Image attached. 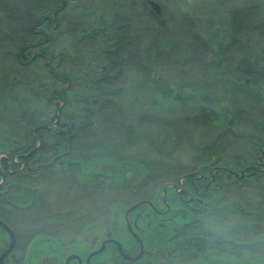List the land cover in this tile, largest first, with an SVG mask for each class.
Wrapping results in <instances>:
<instances>
[{"label": "trees", "instance_id": "trees-1", "mask_svg": "<svg viewBox=\"0 0 264 264\" xmlns=\"http://www.w3.org/2000/svg\"><path fill=\"white\" fill-rule=\"evenodd\" d=\"M15 1V10L0 8V173L10 190L33 192L30 204L22 206L50 208L55 231L71 240L99 226L102 235L96 238L120 242L131 257L129 240L138 243L117 222L115 210L143 203L150 217L139 228L138 215L135 230L145 248L142 256L129 261L110 246L96 256L111 253L102 264H242L245 257L249 264L264 263V254L251 251L264 238L258 236L264 233V52L253 63L236 51L255 37L264 41L263 10L253 5L231 10L228 41L191 32L183 51L187 58L180 61L208 78L225 77L237 101L227 99L229 106L222 107L207 92L191 95V101L176 96L171 100L189 105L186 118L173 122L142 113L131 124L135 107L123 109L118 102L127 72L151 82L156 71L175 63L170 52L158 46L142 50L130 20L114 25L116 16L108 22L97 14L96 24L86 26V14L80 13L67 23L76 0ZM140 3L156 22L146 1ZM63 34L70 52L60 46ZM159 91L165 98L172 94ZM196 128L212 137L188 148L187 163L176 165L172 157L182 149L179 142ZM92 161L97 169L89 173ZM169 176L174 184L182 179L187 189L177 208L170 198V209L158 215L147 205L153 200L149 191L155 194ZM52 204L74 209L64 213L57 207L58 212ZM123 229L126 238L117 235ZM154 229L167 236L148 238Z\"/></svg>", "mask_w": 264, "mask_h": 264}, {"label": "rangeland", "instance_id": "rangeland-1", "mask_svg": "<svg viewBox=\"0 0 264 264\" xmlns=\"http://www.w3.org/2000/svg\"><path fill=\"white\" fill-rule=\"evenodd\" d=\"M129 1H132L133 4H135V8H126V6H129V4H126L125 0H76L74 5L69 7L70 13L66 17V22L68 23L67 20L72 19L70 17L77 16L80 13L86 14V26H92L96 24L95 15L97 14H102V19L108 22L111 21V18L116 16V23L114 25L121 24L125 21L130 20V23H132V33L138 38L142 50L158 46L166 52H170V54L172 55L175 63L173 65H167L166 67H163L160 70L156 71L154 80L151 82H143L141 77H139L133 71L127 72L126 81L123 87V93L118 102L121 104V107L123 109L124 107H130L131 104L135 107V111H133L130 116L136 117L128 118L131 124H137V118L139 115H142V113L150 116H155L157 119L167 118L169 120H172L173 122L186 118L188 115L187 112H189V105H182L177 101L171 100V98L176 96H180V99L191 101V95L200 97L202 93L207 92L215 99L221 101L222 107L229 106L227 99H232L235 101L238 100L236 95L233 93V89L227 86L226 83L229 82L225 77L222 78L217 76L215 78H208L204 70L184 68L180 61L187 58V56L183 54V51L188 45V38L191 32H198L203 38L213 36L217 38L215 39V41H218L219 39L228 41L231 35V28L229 27V12L235 8L238 9L247 5H253L257 6L259 9H262L264 16V0H143L146 1V5L147 1H151L160 6L161 13L158 16V20L156 22L147 14V12H145V10H143L144 6L140 3V0ZM0 8L5 9L6 11H10L8 10V8L15 10L17 8V2L15 0H0ZM60 37V46L62 50H67L70 52L68 38L66 36L64 37V34L63 36L60 35ZM171 46H177V49L173 50L171 49ZM237 48L238 49L236 51L237 53H239L238 55H248V58L253 61V63H256L257 60L260 59L261 54L264 52V41L261 38L255 37L254 39H251L246 43V45L244 46V50L241 48V45H239ZM252 89L254 93H260V91H258L256 87H252ZM159 90H170L172 94L170 98H165L159 93ZM247 91L253 92L250 89ZM199 97L195 99L198 100ZM133 100H135V103H132ZM154 108L155 110H153ZM126 111L127 110H125V113ZM10 123L11 125H13L12 118H10ZM152 123L157 125L154 118ZM157 126H159L157 128H161L159 124ZM175 126L177 127V125ZM10 131L15 130L11 127ZM190 135L191 136L189 137V139L186 140L184 138L178 144V146H180L182 149H179V154L176 153V155L172 157L175 160L174 163L176 165H178L177 163L179 162L181 164L187 163L188 156L191 154L188 148L192 149V147H201L208 142V138L212 137L211 135H209V133L203 131L201 128H196L194 133L191 132ZM12 139L14 143V141L16 140L15 135H13ZM6 143L8 144L9 141H7ZM7 144L5 145L7 146ZM130 152L134 155L137 153L135 151L133 152L132 148L130 149ZM86 166L89 170V173L92 172V167H94V169H97L96 161H92ZM170 180L173 179L169 176L164 179V182L161 183L160 186L155 187V189L153 190L155 194L152 193V188H150L149 191L148 196H151L153 200H150L147 203H151L153 205V208L158 209L160 212H164L166 208L165 204L162 203L164 197L168 205V202L171 198V200L174 202V206L172 208H177V200L181 195L179 192H186L187 189L182 179H180L177 184H174L175 182H170ZM180 184L182 188L179 187ZM172 185L177 186V191L172 187ZM261 185L264 188V180L261 181ZM160 198L162 199V201ZM232 199H234V196L226 199V202L230 203ZM87 201H89V198H87ZM259 201H262V198H259ZM52 205L54 206L52 207V210L58 212L59 210L57 209V207H61L60 210L62 212L63 208L64 210L66 209L67 211L65 210L64 213L74 209L73 208L68 210V207H65V205L61 204ZM85 206H88V202ZM76 209L77 208H75V210ZM168 209L170 208L168 207ZM126 210L127 209H121L120 206H118V208H116L115 210L117 214V222L120 225H124L125 223ZM48 212L52 213L50 208ZM149 214L150 211L147 207H139L136 211H134V213L131 214V216L129 217V221L132 223L137 218V216L140 215L138 220V227L144 228V226L147 224L145 217L146 215L149 216ZM36 222L39 223L38 220H36ZM96 228L97 229L91 227L89 232H87V235L92 233L97 237H100L102 235V230L99 226ZM50 232L54 235V232L56 231L51 229ZM121 232L120 234H117L118 232L116 234L119 237L121 236V238H126L127 234L125 230L123 229V232ZM62 233H55V235ZM64 234V236H57L58 239L62 240L61 242L63 243L69 240V236H67L66 233ZM152 235H155L157 237L167 236V234H162V231L156 229H154L152 233L150 232L149 234H146L148 238H153ZM140 236L141 235H139V237ZM258 236L264 237V233H259ZM85 237L86 236L84 235L82 239ZM40 239L42 240L43 238H39L37 240ZM262 240V243L256 244L251 248V251H255L256 254H264V238H262ZM102 241H105V239L97 238V244L94 247L98 249ZM146 241H148V239ZM77 243L80 242L78 241ZM128 247L131 252L133 251V253H137L138 246H136L134 242L132 243V241L129 240ZM89 248L90 246H88L86 250L90 251ZM87 251L85 253V256L88 254ZM110 256L111 253L107 255L105 254L104 259L109 261V259H111ZM248 258L249 257H245L242 264H249L250 261H248ZM96 259L97 264H102L104 260L102 256ZM221 262V264H226V262Z\"/></svg>", "mask_w": 264, "mask_h": 264}, {"label": "flooded vegetation", "instance_id": "flooded-vegetation-1", "mask_svg": "<svg viewBox=\"0 0 264 264\" xmlns=\"http://www.w3.org/2000/svg\"><path fill=\"white\" fill-rule=\"evenodd\" d=\"M5 182V175L0 173V264H87V258L97 249L96 235L85 234L83 239L61 242L59 234L50 232L57 226L47 210L32 204L22 206L30 204L28 199L33 192L10 190ZM154 212L162 213L158 209ZM88 246L90 251L86 250ZM89 264H97L96 257Z\"/></svg>", "mask_w": 264, "mask_h": 264}, {"label": "water", "instance_id": "water-1", "mask_svg": "<svg viewBox=\"0 0 264 264\" xmlns=\"http://www.w3.org/2000/svg\"><path fill=\"white\" fill-rule=\"evenodd\" d=\"M147 5L155 13V15H157V16L160 15L161 10H160V6L158 4H156L154 2H151V1H147ZM172 187L177 191V186L172 185ZM179 187L182 188L181 184L179 185ZM179 193L181 195L184 194L183 191H181ZM164 198H163V203L165 204L166 211H167L169 206L166 203V201H165ZM142 204L143 203L134 205V206L128 208L126 210V212H125V228L129 232V234H131V236L138 243V247L139 248H138L137 253L134 256H131V257L130 256H127L125 254V249L123 248V246H122V244L120 242L115 241V240H112V239H107V240L103 241L100 244V247L97 250H95L93 253H91L89 255V257L87 258V264H89V261H90L91 258L100 255L101 253H103L104 251H106L110 246H114L117 249V251L120 254V256H122L124 259L129 260V261H135V260L139 259L142 256V254H143V245L141 243V240H140L139 236L135 232V230H136V223H137V219H138L139 216L132 223L129 221V217L131 216V214L134 211H136ZM147 205H149L152 209H154L153 208V205L151 203H147Z\"/></svg>", "mask_w": 264, "mask_h": 264}]
</instances>
